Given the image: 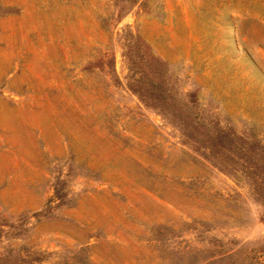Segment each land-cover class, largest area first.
Listing matches in <instances>:
<instances>
[{"label": "rangeland", "instance_id": "374dc122", "mask_svg": "<svg viewBox=\"0 0 264 264\" xmlns=\"http://www.w3.org/2000/svg\"><path fill=\"white\" fill-rule=\"evenodd\" d=\"M0 261L264 264V0H0Z\"/></svg>", "mask_w": 264, "mask_h": 264}, {"label": "trees", "instance_id": "16d2710c", "mask_svg": "<svg viewBox=\"0 0 264 264\" xmlns=\"http://www.w3.org/2000/svg\"><path fill=\"white\" fill-rule=\"evenodd\" d=\"M146 55L148 60H151L154 63L153 67L149 66L148 63L145 66L146 68H148V73L150 72L152 77H147V75H145L146 77L144 81V87L140 89L135 84L134 87L131 88V90L141 98H147L150 100H159L160 102L158 103V105L151 104V107H154L159 111L168 112L171 110L170 106H172L171 104H169L168 100L171 99L172 97L169 94L167 83L164 79L165 77L164 74L166 73V67L161 60L155 58L149 52H146ZM124 56L127 57V61L129 62V67L133 68V73L134 71L138 72V67L136 65L132 66V61H131L132 55L130 53V48L129 50L125 51ZM137 81L138 80H136L135 82L137 83ZM173 107H175L176 110L182 112L183 114L184 107L181 108H176V106ZM178 118H180V116H178ZM182 118L183 117H181V119ZM0 264H8V263L6 261H0Z\"/></svg>", "mask_w": 264, "mask_h": 264}]
</instances>
